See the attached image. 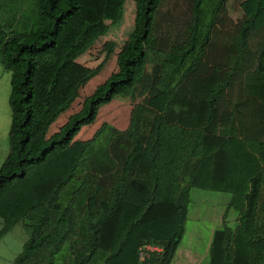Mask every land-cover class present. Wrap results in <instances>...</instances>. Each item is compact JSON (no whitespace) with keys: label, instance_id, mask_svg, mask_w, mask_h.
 <instances>
[{"label":"trees","instance_id":"1","mask_svg":"<svg viewBox=\"0 0 264 264\" xmlns=\"http://www.w3.org/2000/svg\"><path fill=\"white\" fill-rule=\"evenodd\" d=\"M34 1L10 34L0 26V236L19 221L26 235L12 264H171L191 188L229 194L222 216L236 214L211 233L207 264H264V0H240L221 34L229 0H131L115 69L49 134L115 45L62 98L64 68L121 21L126 0ZM140 95L124 130L102 122L74 139L112 99ZM147 244L159 250L140 259Z\"/></svg>","mask_w":264,"mask_h":264},{"label":"rangeland","instance_id":"2","mask_svg":"<svg viewBox=\"0 0 264 264\" xmlns=\"http://www.w3.org/2000/svg\"><path fill=\"white\" fill-rule=\"evenodd\" d=\"M239 1L229 0L227 2L225 16H223L224 20L218 25L220 34L231 30L238 21L241 14L238 7ZM34 2V0H24L14 6L13 9L7 4L0 2V26L7 35L11 33L13 25L17 21L22 19L27 21L30 18L32 9L34 10ZM123 5L124 10L121 21L116 25L110 26L104 36L99 37L88 50L64 68L56 86V93L62 98L73 87L78 76L84 74L88 69L94 68L102 61L104 57V42L111 41L115 45L109 58L103 63L98 73L79 89L77 97L70 105V108L57 117L56 121L50 126L48 134L56 131L71 113L78 110L83 98L89 95L93 88L115 69V53L132 27L134 14V5L131 0H126ZM8 94L9 72L0 63V165L8 152V127L10 121ZM142 98L140 95L133 99H112L99 109L95 120L91 124L80 128L74 139L86 140L90 138L102 122H106L118 130H124L128 124L132 106L136 102L141 101ZM188 198L184 232L171 264H207V246L211 233L214 229L219 228L223 222L233 228L236 214L229 210L226 215L222 216L226 203L230 198L227 193L191 188ZM24 233L22 231V234Z\"/></svg>","mask_w":264,"mask_h":264},{"label":"crops","instance_id":"3","mask_svg":"<svg viewBox=\"0 0 264 264\" xmlns=\"http://www.w3.org/2000/svg\"><path fill=\"white\" fill-rule=\"evenodd\" d=\"M1 222L0 219V227ZM21 230L24 233L21 222L19 221L0 236V264H12L13 259L21 251V247L26 240V235L25 233L22 234ZM18 233L21 236L19 239Z\"/></svg>","mask_w":264,"mask_h":264},{"label":"built area","instance_id":"4","mask_svg":"<svg viewBox=\"0 0 264 264\" xmlns=\"http://www.w3.org/2000/svg\"><path fill=\"white\" fill-rule=\"evenodd\" d=\"M158 250H159V248L147 244V245H144L141 248H139L138 256L140 259H144V258H147L149 252L158 251Z\"/></svg>","mask_w":264,"mask_h":264}]
</instances>
